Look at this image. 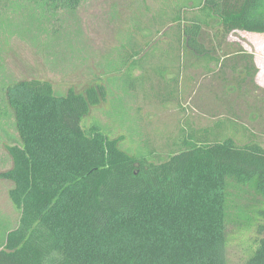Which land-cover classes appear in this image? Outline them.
Here are the masks:
<instances>
[{"label":"trees","instance_id":"trees-1","mask_svg":"<svg viewBox=\"0 0 264 264\" xmlns=\"http://www.w3.org/2000/svg\"><path fill=\"white\" fill-rule=\"evenodd\" d=\"M85 1L0 0V122L13 120L19 135L7 146L13 167L0 177L14 184L21 213L0 264H231L232 227L257 234L241 264H264V143L254 131L264 125V89L254 55L226 41L236 31L264 34V0H200L191 18L177 17L178 50L222 63L195 74L192 91L194 101L212 102L199 109L217 121L187 126L163 162L128 154L97 126L84 129L97 89L58 95L48 81L3 73L7 39L77 23ZM158 86L163 102L179 93ZM239 123L245 142L226 134Z\"/></svg>","mask_w":264,"mask_h":264},{"label":"rangeland","instance_id":"rangeland-1","mask_svg":"<svg viewBox=\"0 0 264 264\" xmlns=\"http://www.w3.org/2000/svg\"><path fill=\"white\" fill-rule=\"evenodd\" d=\"M199 1L86 0L77 23L48 25L47 33L33 28L7 39L3 73L14 81H48L58 95L71 89L77 93L97 89L100 103L84 118V129L97 126L110 139H121L119 147L132 156L166 161L178 151L187 126L206 128L217 121L202 113V102L200 98L194 101L192 91L201 83L196 86L195 74L205 68L215 73L220 65L195 61L184 48L179 51L176 43L177 17L181 15L183 22L191 18ZM226 41L233 50L258 52L263 68H258L256 82L264 89V34L236 31ZM210 78H204L205 85ZM2 80L0 76V84ZM166 84L173 91L178 87L179 93L163 102L158 85L166 89ZM243 125L231 127L226 134L238 142L247 141ZM255 129L264 143V125ZM18 143L14 121L0 122V175L13 167L7 146ZM13 187L0 177V245L21 216L10 197ZM229 231L228 258L231 264H241L255 248V228Z\"/></svg>","mask_w":264,"mask_h":264},{"label":"crops","instance_id":"crops-1","mask_svg":"<svg viewBox=\"0 0 264 264\" xmlns=\"http://www.w3.org/2000/svg\"><path fill=\"white\" fill-rule=\"evenodd\" d=\"M249 54H252V55H254V58H255V64H256V66H257V68H260V69H262L263 67H262V63H261V61H259V58L258 57H260V55L258 54V52L255 54V53H249ZM218 56H220V54H218ZM211 63H213V62H209L208 64H211ZM221 65H222V63L220 64V67H217V71L215 72V73H217L220 69H221ZM217 66H219V65H217ZM205 69H208V70H211V69H209V68H205ZM259 70V69H258ZM239 72L241 71L242 72V69H239L238 70ZM210 72H212V71H210ZM257 83V82H256ZM257 85H259V87H261V88H263L262 87V85H260V83H257ZM194 89V88H193ZM207 91H209V88L208 89H206ZM206 93H208V92H206ZM201 102H202V107H201V109L202 108H204V106H206V107H212V102L210 101V100H206L205 101V99L203 98L202 100H201Z\"/></svg>","mask_w":264,"mask_h":264}]
</instances>
